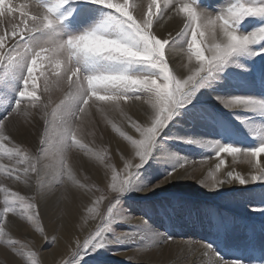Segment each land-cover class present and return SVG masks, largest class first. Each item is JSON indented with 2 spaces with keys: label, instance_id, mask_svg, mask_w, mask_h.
<instances>
[{
  "label": "snow or ice",
  "instance_id": "obj_1",
  "mask_svg": "<svg viewBox=\"0 0 264 264\" xmlns=\"http://www.w3.org/2000/svg\"><path fill=\"white\" fill-rule=\"evenodd\" d=\"M89 2L110 10L108 19L95 27L65 34L59 27L65 16L58 12L68 0H36L34 4L18 5L13 0H0V71L7 74L17 67L22 69L15 99L10 109L0 115V174L30 190L35 185L34 194L26 196L11 184L0 183V237L9 236L10 214L28 221L38 218V198L46 195L45 187L51 191L64 184L87 189V183L80 181L69 163L68 154L77 149L85 155L93 151L84 142L93 108L100 114L116 113L122 124L134 129L135 137L113 124L130 149L120 157L122 167L105 162L111 174L106 212L100 208L105 196L91 201L87 212L94 213L91 219L98 223L83 240H75L69 248V258L61 264H79L90 250L129 240L132 233L113 232L111 239L106 234L117 220H130L117 211L119 196L127 191L137 169L148 161L160 133L178 109L188 105L200 89L210 86L218 73L234 63L233 57L264 53V23L247 33L237 30L246 17H264V0H230L215 12L199 7L197 0ZM162 21L174 22V30L164 28ZM253 45L259 47L253 49ZM177 55L181 58L179 65L174 63ZM89 65L93 66L91 70H85ZM54 90L62 92L63 97L53 107ZM214 99L229 110L264 116V98L216 95ZM30 107L40 111L44 120V130L34 150L17 142L10 128L15 127L14 121L27 119ZM50 107L52 120L48 118ZM133 107L136 112L130 115ZM212 147L215 159L202 157L208 170L201 173L199 183L205 188L215 190L224 184L264 181V139L250 148L218 141L212 142ZM188 163L186 158L183 163L178 160L160 183L180 177L181 172L187 174ZM237 164H246L248 174L236 171ZM192 166H196L195 161ZM4 243L11 245L14 252L19 251L18 240L9 238ZM200 248L210 257L207 264H236L223 260L211 245L202 243ZM35 256V252L27 253L30 264H37Z\"/></svg>",
  "mask_w": 264,
  "mask_h": 264
},
{
  "label": "rangeland",
  "instance_id": "obj_2",
  "mask_svg": "<svg viewBox=\"0 0 264 264\" xmlns=\"http://www.w3.org/2000/svg\"><path fill=\"white\" fill-rule=\"evenodd\" d=\"M13 2L17 5L21 2L34 4L36 0H13ZM197 2L199 7L215 12L219 10L220 5L230 0H197ZM58 14L65 16L59 25L60 29L65 34H69L104 23L110 15V10L90 3L89 0H68L67 4L60 7ZM261 23H264V17H246L237 25V30L247 33ZM166 24L168 25L166 21H162L163 27H167ZM174 28L169 30H174ZM258 47L259 45L252 46L253 49ZM232 59L234 63H230L218 73L217 80L212 81L210 86L200 89L188 105L177 110L157 138V143L148 161L137 169L127 191L119 196L117 211L121 215L130 217V220L140 219L144 224L147 223L148 227L143 228L138 226L139 223L117 220L111 225L112 231L106 236L111 239L113 232L116 234L132 233L129 240L126 243L106 244L95 251L90 250L79 260V264H198L194 262L195 255L191 260L190 255L181 256L182 262L177 257L167 258L160 263L156 262V257L150 259V252L147 249L148 240L155 233L170 244L191 240L197 245L202 243L211 245L212 251L219 253L225 261L236 262V264H264V238L260 237L261 242L258 237L261 234L264 235V181L224 184L227 185L226 189L220 186L215 189L216 193L208 198H201L194 194L199 190L205 193L209 190L201 185L199 180L202 179L201 173H206L208 170L207 161L202 160V157L212 156V159H215L212 142L218 141L221 144L227 143L241 148H250L255 147L264 139V116L240 109L229 110L214 99L216 95L225 97L251 95L264 98V53L256 56H249L245 53ZM174 61L177 65L180 64L179 55ZM236 64L243 65V67H236ZM92 67L85 66V70H91ZM21 75L22 69L19 67L7 74L0 71V115L10 109L15 99V89L20 87ZM62 97V92L54 90L51 93L52 106L54 107ZM193 105H196L195 109ZM29 110L30 115L26 120L20 118L19 121L13 122L15 127L10 125V128L17 142L34 150L39 143V135L44 130V120L40 111L31 109V107ZM92 112L94 115L89 118L88 127L84 133V142L93 151L85 155L82 150H74L68 154L69 163L78 156L89 164L94 162L98 168L106 172L105 162L118 165L114 162L113 155L117 153L118 160L121 161L120 157L130 149L129 143L120 136L113 124L135 137L134 129H131L129 124H122L116 113L108 111L100 114L95 108ZM135 112L136 109L133 107L129 114L132 115ZM237 117L242 119H237ZM48 118L53 119L51 107ZM185 139L195 142L186 143ZM116 141L126 146L121 148L119 145L114 148L112 145H116ZM159 150L161 151L157 153ZM167 153L170 155H166ZM97 154L103 156L104 159H99ZM185 158L189 161L186 165L188 173L181 172L180 177L160 183L175 167L177 161L181 160L183 163ZM193 161L196 162L195 167L192 166ZM55 162L54 160L53 163ZM227 162L231 163V157L227 158ZM119 167H122V161ZM236 171L247 175V165L237 164ZM103 176L107 180L98 182L99 184L91 176H82L80 181L87 183L88 187L82 189V193H88L92 197L91 201L99 196L106 197L100 205L101 210L106 212L108 199L111 198L110 190L107 188L111 174L107 171V175ZM0 183L11 184L14 190H19L22 195L32 196L34 194V184L30 190L23 184H14L2 174H0ZM64 186V184L57 185L51 191L45 187L43 192L46 195L38 198L40 200L38 218L28 221L26 218L21 219L19 216L10 214L8 223L14 221L18 227L12 226L14 230H10V227L9 236L4 238L18 240L20 243L16 247L20 250L23 245L27 244L26 242L33 240L29 228L38 222L40 225L37 229L38 238L45 237L44 239L48 238L50 242L45 244L39 253L41 256L48 255L58 235V223L60 225L63 221L60 215L57 213L52 215V212L62 200L60 194H66L63 190ZM67 186L71 187L69 190H74L73 185ZM140 189L148 190L141 191ZM138 195L143 196L138 197ZM85 220L88 221H83L84 223L91 222L93 219L85 218ZM97 223L98 221L94 220L92 222L94 225L82 237L79 232V239L83 240ZM53 224L56 229L53 228ZM147 232L149 234H146ZM168 237L172 239L169 240ZM76 239H78L77 236L73 240L69 238V244L73 245ZM257 241L262 244H255ZM68 258L67 255L66 259Z\"/></svg>",
  "mask_w": 264,
  "mask_h": 264
},
{
  "label": "bare ground",
  "instance_id": "obj_3",
  "mask_svg": "<svg viewBox=\"0 0 264 264\" xmlns=\"http://www.w3.org/2000/svg\"><path fill=\"white\" fill-rule=\"evenodd\" d=\"M166 22L168 23V25L166 24L167 27H164V28L169 30L175 27L174 22H169V21H166ZM132 110L133 108L130 110V113L132 112ZM115 144L116 145H112L114 148L118 147L119 145H120L119 147L121 148H124L123 146H126L125 144H121L118 141H116ZM160 151L161 150L157 151V153ZM166 155H170V154L167 153ZM118 156L119 155L117 153L113 155L114 162L118 164V165H115L117 167H119V164L121 163V161L118 160L119 158ZM70 164L74 167V170L76 171L79 179L82 176H85V177L91 176V178L97 183L98 182L101 183L105 180V177L103 175L106 174L107 171L105 172L102 169L98 168L94 162L92 164H89L85 162L82 158H79L77 156V157H74L73 160H71ZM70 188L71 187L67 185L64 186L63 190L66 191V194L64 193L60 194L62 200L57 205L55 211L52 212V215H55L56 213L60 215L63 221L60 223V225L58 223V229H57L58 235L56 239L54 240V242L52 243V248L50 249L49 254L45 256H41V253H39L41 248L43 249L44 245L50 242L49 240H47L48 238H46V240L44 239L45 237L38 238L37 229L40 228V225L37 222L35 226L29 228V230L32 233L33 240L31 242L29 241L26 242L27 244L23 245L22 249H20L18 252H14L12 250L11 245L4 243V241L9 238L0 237L1 238L0 239L1 240L0 241V264H30L28 257H27V253L29 251L36 253L35 260L37 261V264H61V262L66 259L70 246H74L75 244L72 241L73 245H70L68 242L69 238L73 240L75 236H77L78 238L82 237L84 233L88 231V229L91 226L94 225V224L92 225V222L94 220H92L91 222L89 221V222L84 223L85 221H88V220H85V218L91 219V216L94 215V213L89 214L87 212V208L91 207L92 197H90V195L86 192L82 193V189L80 188L72 186V189L74 190H69ZM221 188L226 189L227 185H222ZM206 193L202 192V190L201 191L199 190L197 193H194V194L199 195V197L201 198H208L214 195L216 193V190H208L206 191ZM142 196L143 195H138V197H142ZM94 197L95 195L93 196V198ZM38 202L40 205L39 199H38ZM129 222H132L135 224L139 223L138 226L143 227V228L146 227L145 225H148L147 223L144 224L140 219H137V218H134L133 220H129ZM12 226L18 227V224L12 221L9 223V228L11 227L10 230H14ZM23 227L25 229H28L25 226ZM55 227H56L55 224H53V228ZM146 231H148V229H146ZM79 232L81 233L80 237H79ZM146 234H149V232H147ZM140 235H138V237H140ZM35 236L36 238H34ZM134 237L136 238V235ZM258 237H259V241L262 242L260 237L264 238V235L261 234ZM148 241L149 243H148L147 249H149V252H150L149 254L150 259H154L156 257V262L158 263L163 262L167 258H171V257H177L182 262L183 258L181 256L188 257V255H190V260L195 255L194 256L195 260L194 259L192 260H194V262L198 264H207V262L210 259L209 256H206L203 254L200 248V245L192 243L191 240H188L185 242L183 241L181 243L174 242L170 244L168 242H165L162 238H160L158 234L155 233L152 236H150ZM259 241H257V243L255 244L261 245L262 243Z\"/></svg>",
  "mask_w": 264,
  "mask_h": 264
}]
</instances>
